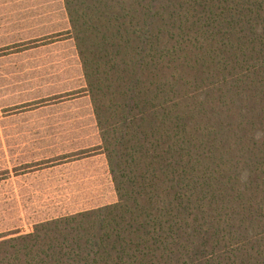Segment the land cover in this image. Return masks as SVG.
<instances>
[{
	"label": "trees",
	"instance_id": "trees-1",
	"mask_svg": "<svg viewBox=\"0 0 264 264\" xmlns=\"http://www.w3.org/2000/svg\"><path fill=\"white\" fill-rule=\"evenodd\" d=\"M63 4L116 200L0 264H264V0Z\"/></svg>",
	"mask_w": 264,
	"mask_h": 264
},
{
	"label": "rangeland",
	"instance_id": "rangeland-1",
	"mask_svg": "<svg viewBox=\"0 0 264 264\" xmlns=\"http://www.w3.org/2000/svg\"><path fill=\"white\" fill-rule=\"evenodd\" d=\"M16 4L35 18L50 9V17L55 13L57 29L67 26L60 0H0V236L26 233L35 223L116 200L105 155L97 149L99 137L91 131L90 105L63 103L66 98H74V91L54 92L84 84L75 66L73 43L37 48L36 42L45 39L37 37L45 30L11 28L9 21L15 13L9 7ZM30 47L36 49L29 51ZM62 53L65 59L57 60L63 58ZM26 117L62 121L78 118L83 124H51L54 139L43 140L36 135L35 141L15 140L14 132L23 128L17 119ZM40 127L35 126L37 134ZM84 127L87 132L82 130L78 140L58 134L63 129ZM28 146L30 150L25 149ZM33 166L36 170L53 168L46 182L37 181L34 188H24L16 176Z\"/></svg>",
	"mask_w": 264,
	"mask_h": 264
},
{
	"label": "crops",
	"instance_id": "crops-1",
	"mask_svg": "<svg viewBox=\"0 0 264 264\" xmlns=\"http://www.w3.org/2000/svg\"><path fill=\"white\" fill-rule=\"evenodd\" d=\"M60 6H61V13H62L61 16H63V17L65 16L64 20H65V23L67 25L64 28L57 29L58 27H56L57 20L55 18V13L53 14V17H50V13H51L50 9L44 10L45 13L43 12L41 15H39L37 18H35L34 14H33L34 16H31L30 13L28 14L25 11L26 8L24 10L25 12H23V10L20 11L19 9L23 8V7H20L19 4H16V6H14V7H12V6L9 7V9L15 13V17L11 18L9 21V22H11V24H10L11 28H23L24 27V28H30V29H44L45 32L42 34L40 33V35L37 38H45V39L41 40L40 42L38 41V43L36 42L35 45H38V47L36 46L37 48L45 47L43 49H47L46 47H51V46L62 47V44L69 43V42H72L74 45L73 39L71 37H69L67 34V32L70 30V24H69V20L67 18L66 12H65L63 0H60ZM48 10H49V12H48ZM12 11H10V12H12ZM18 14H21V17H19ZM1 18H4V17L1 15ZM50 26H53V27L49 28ZM46 29H50V31H46ZM55 34H59V37L57 39L51 38V36H53ZM36 47L35 48L30 47L28 50L30 51V50L36 49ZM73 48H74L73 58H74L75 66H76L78 72L81 73V75H82V69H81V65H80V61H79V57H78L75 45L73 46ZM28 50H25V51H28ZM47 57H48V55H47ZM48 59H50V58H48ZM54 59H56V58H54ZM62 59L63 60L65 59V54H63V58H60L57 60H62ZM30 75H33V73H31ZM84 87H85V82L81 87H78V88H68V89H60V90L57 89L58 91H54V92L66 93L69 91H71V92L74 91L73 92V93H75L74 98H72V99L66 98V100L63 101V103H70V102H75V103L79 102L80 104L81 103H83V104L87 103L88 105H90V108H91V109L89 108V110L92 111V106L90 103L89 96L83 91ZM65 97H69V96H64V99H65ZM91 113H92L91 119H90V122L92 125L91 131L99 137L95 117L93 115V111ZM17 120L21 122V124L23 125V128L17 129L16 132H14L15 133L14 134L15 140H22L23 142L24 141H30V140L35 141V139H37V137H35L36 135L41 136V139H43V140H49L50 137H53V139H54L55 133L53 132V130L51 128V124H55V123H57V124L70 123L71 125L83 124L81 122V120L78 118H71V119L65 118V120L62 121V119L48 120V119H35L33 117H26L23 119L19 118ZM56 121H59V122H56ZM36 125H42L43 126V127L39 128V129H41V131L38 134H37L36 128H35ZM44 125H49V126L45 127ZM82 130L87 132V129L84 127V128H80V129L79 128H71V129H66V130L63 129L62 132H60L58 134H62L63 136H67L71 140L72 139L78 140L77 135L82 133ZM75 132L77 134H75ZM52 133H54V134H52ZM70 135L72 137H70ZM99 144H100V138H99V143L97 144V146ZM35 147L36 146H33V149ZM21 149H24V144H23ZM25 149L30 150L31 148H30V146H28ZM46 158H48V157H46ZM30 162H33V161L31 160V161L24 162V163H30ZM34 167L35 166H33L31 168H27L25 171L21 172L20 174H18L16 176V180L22 181L24 188H34L35 183L37 181L46 182L48 179V177H46V176L48 175L49 171L53 168V167H46L44 169L36 170L37 168L35 169ZM39 173H42V175ZM38 175H40V177H42V178H39ZM25 195L27 196L28 194H25Z\"/></svg>",
	"mask_w": 264,
	"mask_h": 264
}]
</instances>
